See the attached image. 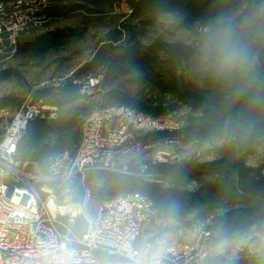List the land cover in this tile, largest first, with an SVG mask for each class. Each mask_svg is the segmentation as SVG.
<instances>
[{
    "label": "trees",
    "instance_id": "1",
    "mask_svg": "<svg viewBox=\"0 0 264 264\" xmlns=\"http://www.w3.org/2000/svg\"><path fill=\"white\" fill-rule=\"evenodd\" d=\"M117 6L127 7L128 13L116 14ZM156 12L175 15L191 43L165 40L158 23L145 18ZM44 15L46 29L74 15L82 24L53 29L20 44L16 55L28 62L78 44L87 33L88 19L110 15L120 22L71 77L32 93L33 103L48 99L44 103L56 107L58 117L28 123L17 145L19 161L34 163L45 173L56 156H72L85 118L98 107H126L152 118L182 112L178 130L151 132L141 140L208 145L207 159L148 162L143 175L131 164L126 166L128 174L92 172L86 178L92 201L107 200L106 191L116 196L137 193L152 201L161 222L209 217L212 224L205 230L211 233V247L222 238L264 231V0H47ZM225 36L248 50L250 64L244 75L223 69L217 59V39ZM101 67L102 80L96 87L105 105L92 109L85 105L88 96L81 86L97 78ZM130 72L138 76L140 90L135 95L113 87ZM12 75L11 69L0 70V83ZM14 105L11 97L0 100V109ZM69 187L73 201L79 202L80 178ZM74 229L83 233L81 219ZM202 264H264V251L257 255L244 251L230 262L207 257Z\"/></svg>",
    "mask_w": 264,
    "mask_h": 264
},
{
    "label": "built area",
    "instance_id": "2",
    "mask_svg": "<svg viewBox=\"0 0 264 264\" xmlns=\"http://www.w3.org/2000/svg\"><path fill=\"white\" fill-rule=\"evenodd\" d=\"M47 0H0V68L18 51L21 38L45 30ZM90 79L81 91L95 88ZM56 107L38 101L23 104L0 131V264H52L64 250L73 251L78 264H198L211 249V233L203 230L190 243L166 245L160 256L143 260L142 240L161 223L150 199L137 193L107 199L91 208L86 178L95 171L128 174L121 161L155 146L141 137L156 131L178 130L180 124L152 118L120 106L98 107L85 118L82 138L71 156L63 153L51 160L42 173L34 163L16 158L17 145L33 119L54 121ZM80 178L82 197L73 201L70 184ZM20 191H26L25 202ZM81 219L84 231L74 223Z\"/></svg>",
    "mask_w": 264,
    "mask_h": 264
},
{
    "label": "rangeland",
    "instance_id": "3",
    "mask_svg": "<svg viewBox=\"0 0 264 264\" xmlns=\"http://www.w3.org/2000/svg\"><path fill=\"white\" fill-rule=\"evenodd\" d=\"M114 12L116 14L128 13V9L125 6H117L114 8ZM145 18L154 19L158 23L160 34L163 35L165 40H180L185 43H191L189 35L178 28V18L175 15L156 12L148 13ZM86 22L88 30L83 40L68 51L59 54H50L44 60L35 62H28L24 56L15 55L11 60L1 66L0 70L11 69L13 75L8 80L0 83V100L5 97H11L15 100L16 105L0 109V131L8 126L10 120L23 104L29 102L33 103L34 98L32 93L35 90L43 88V86L63 82L66 78L71 77L82 65L89 62L101 45V41L106 42L111 30H113L120 21L118 18H113L109 15L107 17H99L96 20L88 19ZM78 24H82L80 17L74 15L64 21L53 23L49 28L43 30L39 34L21 38L20 44L30 41L35 36L47 31ZM103 71L104 67L97 69V74L99 76L95 79L101 81ZM137 78L138 76L136 73L130 72L126 77L117 81L113 87H117L126 93L135 95L140 90ZM83 94L88 96L85 105L89 108L93 109L99 104L105 105V103L102 102V91L99 88H91L90 90H86ZM19 100H21V103L17 106ZM47 100L48 99H42V102L44 103ZM168 120L180 124L182 112L171 115ZM220 144L221 142L214 143V145ZM208 148V145L163 144L155 146L137 156L125 158L121 161L120 167L126 168L128 164H131L132 168L141 169L140 175H143L142 170L144 169L143 165L145 163L174 162L193 157L207 159L204 154ZM126 172L128 173L127 168ZM114 197H116V195L113 191H106V198L110 199ZM97 205V201L91 202L92 209ZM211 224L209 217L196 221L193 220V217H189L182 221L166 220L161 222L159 224L160 227H156L148 237L142 240L139 246L141 257L143 260H147L150 257L156 258L160 256L163 248L168 244L190 243L196 240L200 232L205 230L207 226H211ZM244 251H247L250 255H257L264 251V231L259 232L254 230L250 234L242 237L219 239L212 244L208 257L211 260H215L220 256L227 262H230ZM202 263L203 260L198 264Z\"/></svg>",
    "mask_w": 264,
    "mask_h": 264
},
{
    "label": "clouds",
    "instance_id": "4",
    "mask_svg": "<svg viewBox=\"0 0 264 264\" xmlns=\"http://www.w3.org/2000/svg\"><path fill=\"white\" fill-rule=\"evenodd\" d=\"M215 53L223 69L240 75L248 71L250 64L248 50L239 40L230 36L218 38ZM73 256V251L64 250L63 257L54 259L52 264H78L72 259Z\"/></svg>",
    "mask_w": 264,
    "mask_h": 264
},
{
    "label": "bare ground",
    "instance_id": "5",
    "mask_svg": "<svg viewBox=\"0 0 264 264\" xmlns=\"http://www.w3.org/2000/svg\"><path fill=\"white\" fill-rule=\"evenodd\" d=\"M20 193L22 194V198H14V200L16 201V202H25L26 200H27V198H28V194H27V192L26 191H20Z\"/></svg>",
    "mask_w": 264,
    "mask_h": 264
}]
</instances>
